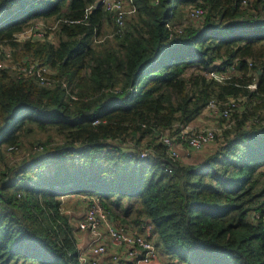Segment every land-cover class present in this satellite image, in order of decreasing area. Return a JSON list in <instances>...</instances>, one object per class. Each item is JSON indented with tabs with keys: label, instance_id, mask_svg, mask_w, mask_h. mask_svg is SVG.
I'll use <instances>...</instances> for the list:
<instances>
[{
	"label": "trees",
	"instance_id": "obj_1",
	"mask_svg": "<svg viewBox=\"0 0 264 264\" xmlns=\"http://www.w3.org/2000/svg\"><path fill=\"white\" fill-rule=\"evenodd\" d=\"M94 2L0 0V42L65 83L0 70V264H79L68 194L97 196L135 232L149 224L175 264H264V0H129L117 32ZM185 5L201 17L181 20ZM29 18L56 20L57 41L12 39ZM241 95L233 123L166 171L160 133ZM34 131L46 138L10 162ZM145 142L153 152L137 157Z\"/></svg>",
	"mask_w": 264,
	"mask_h": 264
},
{
	"label": "built area",
	"instance_id": "obj_2",
	"mask_svg": "<svg viewBox=\"0 0 264 264\" xmlns=\"http://www.w3.org/2000/svg\"><path fill=\"white\" fill-rule=\"evenodd\" d=\"M153 1L157 2V0ZM100 3L106 11L112 13L113 21L117 27L116 32L120 31L126 12L124 9L125 0H100ZM202 13L203 10L199 6L189 7L186 18L189 20L198 19ZM55 26L56 21L52 25H48L43 20L29 21L23 24L20 30L12 34V39L17 41H24L26 39L51 41V35L47 33V29H53ZM12 52L13 48L10 45L0 50V70L10 68L16 76L31 77L38 85L43 87H54L58 82L64 86V81L54 77L53 71L48 65L26 57L13 60ZM206 75L221 80L227 74L224 75V71L208 70ZM248 86L253 88L255 87V83H250ZM242 99L243 101L245 100L244 95L229 97L223 101L211 98L207 102L203 110L208 111L211 115H215L217 119L220 118L225 121L222 125H212L209 127L185 125L176 135L171 134L169 129L162 131L157 137V141L165 149V156H163L166 161L165 170L171 171L173 162L179 158L181 147L186 146L189 150H199L213 143L221 130L228 128L235 120V117H232V115L234 112H238L241 106L240 100ZM253 120L257 121V118ZM7 149L17 150V147L8 146ZM153 150L152 144L145 142L135 151H131L136 153L137 157L144 158L153 152ZM128 154L130 153L128 152ZM79 195L80 199L84 201V207H86L83 216L76 220V225L74 226L76 236L75 247L78 251L79 264H98L99 258L108 254L109 243L115 247V251L109 253V258L113 264H149L152 259L157 257L158 247L147 237L151 231L149 224L145 227V233L135 232L126 225L112 222L97 196ZM78 230L87 233L85 242L77 243Z\"/></svg>",
	"mask_w": 264,
	"mask_h": 264
},
{
	"label": "rangeland",
	"instance_id": "obj_3",
	"mask_svg": "<svg viewBox=\"0 0 264 264\" xmlns=\"http://www.w3.org/2000/svg\"><path fill=\"white\" fill-rule=\"evenodd\" d=\"M124 9L126 11L125 12V17H127L128 15H130L132 13V9H131V5H130L129 0H125ZM179 10H181V13L178 16L180 17L181 20H183L184 17H187V12H188L189 8L187 7V5H185V6H180ZM37 20L42 21L43 19L42 18H29V19H27V21H25V23H28L29 21L31 22V21H37ZM55 21H53L51 18H49L46 21V23L48 25H52L53 23H55ZM113 25H114V23H109V22L105 23L103 28H102V30H101V35L99 37L100 38H107L108 36H111L112 35V30H113ZM47 33H49L51 35V41L55 43L57 41V35H56V32H55V28L47 29ZM0 44H1L0 50L6 48L7 45H10V44L5 43V42H2ZM13 50L15 51L16 48H13ZM12 55H13V60H17V59H15V56H14L13 53H12ZM24 57L30 58L29 56H24ZM24 57H21V58H24ZM230 72H231V70L229 69L226 72H224V75L227 74V73H230ZM240 103L241 104L243 103V99L240 100ZM235 113L236 112L233 113L232 117L234 116ZM200 116H201V118H200L201 122L199 123L198 126L209 127V126H212V125H222L223 123H225V121H223L220 118H218V120L217 119L215 120L212 117H210V118L208 117V119L205 120L206 117H203V115H200ZM202 121H206V122L202 123ZM198 126H196V127H198ZM223 129H225V128H223ZM32 134H33L32 136L24 137V144H23V147H21L22 149H20L18 152L13 153L14 155L13 154H9L8 155V160L10 162L14 161V160H17V159L21 158L22 156L26 155V152H27L26 148L28 147V139H36V138H38V139L42 140V139L46 138V133H44V132H35L34 131ZM181 149H188V148L186 146H183V147H181ZM79 196L80 195H72V194L71 195L68 194V195L61 196V199H62L61 209L64 212L66 211L65 213L68 215L69 222L72 225V227H74L76 225L75 224L76 220L83 216V214L85 212V208H86V207H84V201L82 199H80ZM78 232H79V230H78ZM157 250H158L159 253L161 252L160 256L164 257L165 254L162 253L160 248H157ZM108 251H110V245H109V250ZM170 260H174V259H170Z\"/></svg>",
	"mask_w": 264,
	"mask_h": 264
},
{
	"label": "crops",
	"instance_id": "obj_4",
	"mask_svg": "<svg viewBox=\"0 0 264 264\" xmlns=\"http://www.w3.org/2000/svg\"><path fill=\"white\" fill-rule=\"evenodd\" d=\"M200 115H203V117H206L205 120H207L208 117L209 118L212 117L215 120L217 119V117L215 115H211V113H209L208 111L202 110L187 125H189V126H191V125H199V123L201 122V120H200L201 116ZM204 122H206V121H202V123H204ZM190 151H194V150H190ZM179 157L182 160H189V158H190L189 149H180L179 150ZM79 232H77V243L85 242L86 241V234L87 233H84V232H81V231H79ZM109 245H110V251H108L107 252L108 254H106L105 256H102V257L99 258L98 264H113L112 260L109 258V253H111V251H115V247L111 243H109ZM109 245H108V250H109ZM160 253L158 252L157 257L154 258V259H152L149 264H175L171 260H168V258H166L165 255H164V257H161L160 256Z\"/></svg>",
	"mask_w": 264,
	"mask_h": 264
},
{
	"label": "water",
	"instance_id": "obj_5",
	"mask_svg": "<svg viewBox=\"0 0 264 264\" xmlns=\"http://www.w3.org/2000/svg\"><path fill=\"white\" fill-rule=\"evenodd\" d=\"M95 5H98L100 3V0H95Z\"/></svg>",
	"mask_w": 264,
	"mask_h": 264
}]
</instances>
